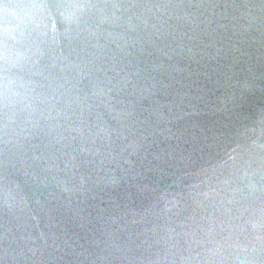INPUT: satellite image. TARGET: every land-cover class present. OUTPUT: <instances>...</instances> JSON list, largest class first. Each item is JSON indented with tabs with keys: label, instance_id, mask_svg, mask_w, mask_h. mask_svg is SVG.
<instances>
[{
	"label": "water",
	"instance_id": "95a60500",
	"mask_svg": "<svg viewBox=\"0 0 264 264\" xmlns=\"http://www.w3.org/2000/svg\"><path fill=\"white\" fill-rule=\"evenodd\" d=\"M0 264H264V0H0Z\"/></svg>",
	"mask_w": 264,
	"mask_h": 264
}]
</instances>
